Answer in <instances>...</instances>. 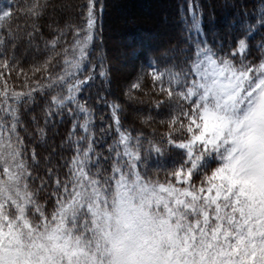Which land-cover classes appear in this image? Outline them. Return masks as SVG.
I'll return each mask as SVG.
<instances>
[{
  "label": "snow or ice",
  "instance_id": "snow-or-ice-1",
  "mask_svg": "<svg viewBox=\"0 0 264 264\" xmlns=\"http://www.w3.org/2000/svg\"><path fill=\"white\" fill-rule=\"evenodd\" d=\"M43 7L33 0L24 11L39 16ZM94 9L95 0H87L73 58L64 50V74L40 87L75 77L93 39ZM12 16L11 5L0 9V26ZM193 27L199 30L198 22ZM62 35L49 42L53 49ZM247 49L243 38L223 55L197 45L185 67L147 73L156 96L152 106L169 109L160 121L166 130L148 141L149 150L158 157L177 150L163 180L141 172V138L121 130V105L115 103L110 108L118 139L109 149L110 168L101 171L90 109L76 97L94 76L67 83V95H53L51 104H76L85 118L73 124L69 140L77 127L86 135L76 141L66 178L48 167L38 188L30 183L33 173L17 132V106L38 89H11L6 73L17 69L0 59V264H264V58L247 61ZM51 59L33 72L47 71ZM99 76H106L103 66ZM143 81L139 77L125 95L134 99ZM31 160L36 162L34 149ZM49 183V199L55 198L50 213L38 200Z\"/></svg>",
  "mask_w": 264,
  "mask_h": 264
},
{
  "label": "trees",
  "instance_id": "trees-1",
  "mask_svg": "<svg viewBox=\"0 0 264 264\" xmlns=\"http://www.w3.org/2000/svg\"><path fill=\"white\" fill-rule=\"evenodd\" d=\"M5 1L9 2L8 6L11 5L13 16L10 21L0 26V39L4 41L0 45V59L7 58L17 69L10 74L6 73L8 85L17 92L38 89L32 91L31 97H24L17 106V132L23 139L30 167L34 166L31 163V152L34 149L35 163L45 169L52 167L61 179L66 178V164L75 154L76 141L80 136L86 135L77 127L69 140L73 124L79 125L85 118V114L79 112L76 104L68 103L61 109H55L51 104L53 95H67V83L76 78L84 79L90 74L94 76L89 83L82 86V91L77 93L76 97L79 103L90 109L94 153L99 160L104 156L110 142L113 140L115 145L118 139L110 108L114 103L121 105V130L130 132L133 137L140 136L143 145L141 152L144 156L146 151L151 152L148 141H158L166 130L160 121L167 119L169 113L165 110V107L168 109L167 106L159 110L152 106L156 96L151 91L152 82L147 73L153 68L164 71L168 68L185 67L184 62L192 55L200 41L218 53L226 48L233 50L238 39L243 37L250 48L264 41V25L259 23L260 10L257 11L261 0H120L116 3V8L127 15L130 14L129 19L134 25L131 28L129 24L125 26L129 35L140 36L142 33L171 29L169 25L166 27L167 21L173 26V35L164 41L151 43L148 38L140 39L138 45L146 48L141 50H137L138 45L131 41L115 45L107 40L106 34L111 30L106 29L110 11L108 4L112 0H95L93 39L81 68L75 70V77H68L63 85L40 87L46 85L50 78L64 74L65 49L67 57L73 58L75 31L83 28L86 23L87 0H40L44 7L39 16H32L24 11L33 0ZM157 2L169 5L170 9L156 10L155 15L142 12L141 8L146 7L153 10ZM116 20V16H113V27L117 26ZM194 21L198 22L199 30L193 27ZM61 32L63 35L53 49L49 42ZM249 50L246 55L253 60L261 54L260 49L253 52ZM121 56L126 60L131 59V83L136 82L139 77H144L143 91L138 93L144 97L143 106L134 101L129 103L125 95L127 91L116 87L122 78L115 71L113 63ZM50 57L52 59L47 71L33 72L34 68L43 65ZM101 66L106 72L105 77H99ZM53 109L54 114L48 116L47 112ZM149 115L153 119L142 123L143 118ZM4 119L8 121L11 117L5 115ZM40 129H43V134ZM80 143L82 148L86 146V142ZM174 151L175 149L171 152ZM45 177L47 178L46 175ZM45 199L50 204L55 198L49 199L48 196Z\"/></svg>",
  "mask_w": 264,
  "mask_h": 264
},
{
  "label": "rangeland",
  "instance_id": "rangeland-1",
  "mask_svg": "<svg viewBox=\"0 0 264 264\" xmlns=\"http://www.w3.org/2000/svg\"><path fill=\"white\" fill-rule=\"evenodd\" d=\"M118 1H120V0H112L108 4V9L110 11H109V15H107L108 21H107L106 29L107 30L111 29V30H110V32H108L106 34V37H107V40L109 42L114 43L115 45H121V44H127L131 41V42H134L138 45L139 44L138 42L142 38H148L151 43H154L157 41H164L167 37H170L173 35L174 29H173V26L169 24L170 23L169 21L166 22V27L169 25L168 27H170L171 29H164L163 32L159 31V32H152L149 34L142 33V34H140V36L135 35V34L129 35L127 33L128 31H127V28L125 26L127 24H129V28H131V26H134V25H132L133 23L129 19L130 14L127 15L126 12H121L116 8V3ZM140 3H142V1ZM8 4H9L8 1L1 0L0 1V9L7 7ZM169 9H170L169 5L162 4L160 2L156 3L153 10H151L150 8H147V7L141 8V10H142V12H144V14H149V15H155L154 13L156 10L161 11V10H169ZM258 10H260L258 19L264 18V0H261L260 6L257 8V11ZM113 16H116V19H117L116 20V23H117L116 27H113L112 23H111ZM119 23H120V25H119ZM164 23L165 22H163V24ZM259 23H260V21H259ZM251 28L253 29V27H251ZM243 38H245V37H243ZM199 45H204V43L202 41H200ZM247 45H249V44H247ZM139 47H141V46L138 45L137 50L146 49L145 47H141V48H139ZM248 49H250L249 51H251V52H253L256 49L257 50L260 49L261 54L255 60H253V58H251V57H248V55H247V61L258 62L260 58H264V41H262L261 44L259 43V45L258 46L256 45L255 47L250 48V46H248ZM110 51L112 53L114 52L112 50H110ZM229 51L230 50L228 48H226L224 51H221L219 53L223 55V54L228 53ZM250 54H252V53H250ZM249 58H251V59H249ZM113 66H114V69L117 72V74L118 75L120 74L119 76L122 78V81L120 83H117L116 87L117 88L120 87V88H122L128 92L130 89V86L132 84L131 80H130L131 71H129V68L131 67V59L126 60L125 57H122V56L120 58L117 57L113 63ZM133 96L135 97L134 99H129V97L127 96L126 99L128 100L129 103H132L134 101L136 104H141L142 106L145 105V104H143L144 103L143 95L138 94V93H136V94L133 93ZM141 101H143V102H141ZM136 106L138 107V105H136ZM165 110L169 112V109H167L166 107H165ZM114 146H115L114 141L112 140L110 142V144L106 147L105 152H104V156L102 157V159L99 160V165H100L101 171H104L105 169H109L111 161L113 159V153L111 151H109V149H110V147H114ZM121 149H122V146H121ZM176 151L177 150H175L174 152H170L165 157H158L154 153L146 151V154L143 156V162L139 165L141 172L148 175V176H155L158 173L159 178L163 180L164 179V173L171 166L173 158L176 155ZM42 160H45V159H42ZM31 163L34 164V166L32 165V167H30L32 170V173H33V176L30 179V183L33 185L34 188H38L40 185V179L39 178L43 177V178L47 179L45 177L47 169H45L44 166L37 165L33 161ZM51 190H52V186H51V183H49L46 186V189L41 191L38 195L39 202L45 206L46 211L49 213L53 209L54 202L50 203L52 205L49 206L50 204L47 202V200L45 198L49 196V193Z\"/></svg>",
  "mask_w": 264,
  "mask_h": 264
}]
</instances>
